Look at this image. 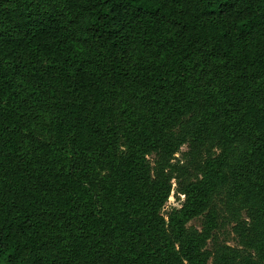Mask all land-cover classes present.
Instances as JSON below:
<instances>
[{
	"label": "trees",
	"instance_id": "1",
	"mask_svg": "<svg viewBox=\"0 0 264 264\" xmlns=\"http://www.w3.org/2000/svg\"><path fill=\"white\" fill-rule=\"evenodd\" d=\"M62 1L86 19L92 71L74 75L53 62L61 33L50 27L51 2L0 0V264H206L215 213L200 232L185 224L206 209L235 166L227 152L208 159L183 205L165 219L169 179L162 171L152 179L145 155L160 148L169 155L185 142L183 133L163 143L175 120L188 115L196 123L193 140L203 142L221 129L224 114L223 146L244 139L246 165L264 170V0ZM146 22L145 33L166 22L174 31L160 58L135 62L123 32ZM254 34L260 48L245 50ZM23 37L33 60L24 75L69 136L36 148L15 89L21 66L14 45ZM234 46L245 51L228 57ZM206 53L234 61L220 89L200 83L211 72L201 64ZM244 244L264 260V242Z\"/></svg>",
	"mask_w": 264,
	"mask_h": 264
},
{
	"label": "rangeland",
	"instance_id": "2",
	"mask_svg": "<svg viewBox=\"0 0 264 264\" xmlns=\"http://www.w3.org/2000/svg\"><path fill=\"white\" fill-rule=\"evenodd\" d=\"M41 1H49L53 4L56 21L50 27H54V30H59L61 33L59 53L51 55L56 57L53 62L74 75L80 71L94 70L96 57L82 32L81 24L86 19L80 20V11H76L62 0ZM129 20L139 22V19L132 16H129ZM147 25L148 22L144 23L137 32L129 30L132 27H128L123 32L125 39L123 44L132 61L146 62L152 60V57L160 58L163 44L172 37L174 26L171 22L159 24L156 29L145 33ZM0 29L4 31L3 25H0ZM46 38L49 42L54 41L47 35L44 39ZM19 39L21 41L14 45L16 52H20L19 65L21 66L15 79V89L24 99L27 107L24 121L34 129L37 136L32 143V148L49 140L61 138L66 140L69 137L68 133L60 131L54 125L59 118L36 99L32 85L24 75L25 69L33 63V60L31 61L32 57L28 53L25 41L28 37ZM245 45L247 47L245 50L255 46L260 48L257 45V34L248 37ZM245 50L237 51L234 46L228 57L233 52L238 55ZM205 57H208L207 61L203 62L200 59L201 64L210 68L211 72L200 83L220 89L227 80L225 67L232 61L228 57L218 59L207 53ZM78 81L80 82L79 78ZM223 115L219 118L220 124L224 123L221 129L216 126V129H213L214 131L203 142L193 140L192 131L196 123H188V115L175 120L171 126L165 128L163 143L165 144L170 138L177 140L183 133L186 136L185 142L169 155L163 154L161 148L148 151L145 155L151 178L157 179V175L162 171L169 179V195L160 214L167 219L174 208H180L185 200L186 187L201 178L205 162L227 152L228 160L235 168L226 171V180L216 188L206 209L190 219L185 227L188 232H200L209 212L212 211L215 213L216 225L205 244L209 252L206 264H264V260L244 244L250 241L264 242V194H259V189L264 188V170H254L246 165L248 162L245 154L248 143L244 139L233 137L232 141L225 142L226 147L223 146V140L229 128L226 121L222 122L225 119ZM120 144L123 150L122 140ZM235 171L236 174L233 173ZM167 233H169L168 229Z\"/></svg>",
	"mask_w": 264,
	"mask_h": 264
}]
</instances>
